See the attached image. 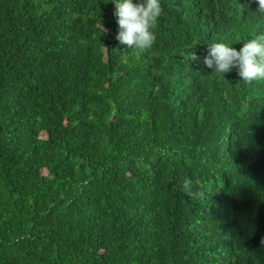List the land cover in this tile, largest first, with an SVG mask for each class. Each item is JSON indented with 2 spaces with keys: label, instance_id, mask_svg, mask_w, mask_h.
<instances>
[{
  "label": "trees",
  "instance_id": "trees-1",
  "mask_svg": "<svg viewBox=\"0 0 264 264\" xmlns=\"http://www.w3.org/2000/svg\"><path fill=\"white\" fill-rule=\"evenodd\" d=\"M161 8L134 53L111 0H0V264H264V80L203 63L264 14Z\"/></svg>",
  "mask_w": 264,
  "mask_h": 264
},
{
  "label": "clouds",
  "instance_id": "clouds-1",
  "mask_svg": "<svg viewBox=\"0 0 264 264\" xmlns=\"http://www.w3.org/2000/svg\"><path fill=\"white\" fill-rule=\"evenodd\" d=\"M114 5L118 32L116 40L124 49L134 53L147 51L155 43V28L162 13L161 0H111ZM256 13L264 14V0H255ZM204 66L211 74L221 75L233 70L245 84L264 80V34H257L242 41L237 50L224 41L207 43ZM123 49V50H124ZM190 59L196 60L192 54Z\"/></svg>",
  "mask_w": 264,
  "mask_h": 264
}]
</instances>
